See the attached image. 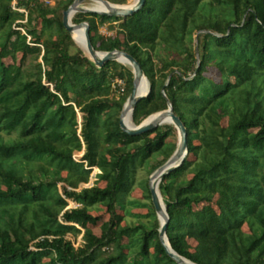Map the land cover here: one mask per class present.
Here are the masks:
<instances>
[{"label":"trees","instance_id":"obj_1","mask_svg":"<svg viewBox=\"0 0 264 264\" xmlns=\"http://www.w3.org/2000/svg\"><path fill=\"white\" fill-rule=\"evenodd\" d=\"M76 1L0 0V264H177L149 185L148 223L124 227L119 213L137 202L139 170L162 157L153 175L174 155L176 130H122L133 72L98 68L77 46L63 25ZM73 23L90 25L96 51L141 64L151 92L135 125L169 100L188 130V159L160 185L173 249L195 264H264V0H146L126 19L77 14ZM107 25L116 35L101 34ZM100 205L110 219L97 236L89 226L100 224L91 213ZM68 236L82 237L78 247Z\"/></svg>","mask_w":264,"mask_h":264},{"label":"water","instance_id":"obj_2","mask_svg":"<svg viewBox=\"0 0 264 264\" xmlns=\"http://www.w3.org/2000/svg\"><path fill=\"white\" fill-rule=\"evenodd\" d=\"M88 3H92V6H87ZM97 3L103 4L106 11H97L93 8ZM146 0H137L133 7H126L122 5H115L106 0H78L76 1L68 11L64 13L63 25L66 31L74 39V32L76 30L85 31V41H86V56L92 60L98 68H104V66L111 62H116L122 64L120 59H125L128 63V67L132 69L134 75L133 92L127 101L124 110L121 115V127L122 130L132 136H142L149 132L155 131L160 127L166 126L167 121L171 122L179 135V143L176 152L169 159V161L159 168L151 177L149 182V188L152 196V203L156 211V215L160 224V240L165 248L167 254L177 263V264H195L190 260L180 256L172 247L170 240L167 236L168 226L170 223V217L168 214V208L164 202L162 194L160 192V185L164 178L171 173L175 172L177 169L181 168L186 162L189 156V143H188V130L182 120L175 114L174 107L168 100L169 107L166 111L157 113L149 117L140 126H137L133 122V114L137 105L147 99L151 92V85L141 64L130 54L123 51H114L110 53L98 52L94 48L91 36H90V25L88 23H82L75 25L73 19L77 14H98L102 16H108L112 18H129L134 16L136 13L140 12L145 6ZM76 43V41H75ZM77 44V43H76ZM78 45V44H77ZM197 60L200 66V56L199 49L197 47ZM172 76L170 77V79ZM143 81H147L149 84V91L144 92L142 89ZM128 112H131L132 126H128L125 123V118ZM80 123L82 122L79 116ZM90 184L87 188L91 187ZM70 210V209H67Z\"/></svg>","mask_w":264,"mask_h":264},{"label":"rangeland","instance_id":"obj_3","mask_svg":"<svg viewBox=\"0 0 264 264\" xmlns=\"http://www.w3.org/2000/svg\"><path fill=\"white\" fill-rule=\"evenodd\" d=\"M137 0H127L126 4L122 5V6H132L136 3ZM15 1L13 2V6L15 5ZM54 3H56V1L54 0ZM87 6H92V3H88ZM109 26H105L103 28H101V34L106 36V37H111L116 35L117 32V25L114 26L113 29L108 28ZM77 43V42H76ZM78 44V43H77ZM81 50L83 49V47L78 44L77 45ZM83 51V50H82ZM21 56L18 57V62L21 61ZM8 64H13V60L12 59H8L6 61ZM124 67H126L127 69L132 70L130 67L120 64ZM122 71L125 72L124 69H122ZM208 76L213 78L216 81H219V77H218V73L216 71H210L208 73ZM226 123V122H224ZM166 126H171V125H166ZM173 127V126H172ZM175 129V128H174ZM176 130V129H175ZM5 140H7L9 137L7 136H3ZM16 137L15 135L13 136V138ZM170 143H179V135L178 132L176 130V132L173 134L172 138L169 141ZM84 152L75 153V158L77 161L81 160V158L83 157ZM162 157L158 158V156H154V158L151 160V162H149L148 164L145 165L144 168L140 169L137 175V182L136 185L134 186L132 192L129 194V200L130 201H137L135 204H126V210L124 211H119V213L121 215L124 216V221L122 222V226H139L140 224H146L148 223L151 219L149 217H147L150 213V200L147 199L148 197V182H150V179L152 177L151 174V170H152V164L157 163V161H162ZM97 174V170L93 171L92 177H94ZM94 180H91L90 184H93ZM89 185H82V188L88 187ZM98 186L100 187H105V184L102 182L98 183ZM64 188H67V185L65 183H62L60 185V192L61 194L64 193ZM128 200V201H129ZM69 203V207L68 209L72 210L75 209L77 207V204L74 203L73 201H68ZM143 204H145L146 206H144ZM135 205V206H134ZM92 215H94L95 217L100 219V224L98 226H89L90 229L94 232V234H96L97 236L101 235L99 226L104 223V222H108L110 219V216L107 212V207L105 205H100L97 209H93L91 211ZM246 231L247 228L245 229ZM81 236L78 238L72 237V236H68V240L74 244L75 247H78V245L81 243ZM192 248H194V243L192 242ZM48 260H46L47 262Z\"/></svg>","mask_w":264,"mask_h":264},{"label":"bare ground","instance_id":"obj_4","mask_svg":"<svg viewBox=\"0 0 264 264\" xmlns=\"http://www.w3.org/2000/svg\"><path fill=\"white\" fill-rule=\"evenodd\" d=\"M134 5L126 6V7H133ZM93 8L97 11H106V8L101 3H97L96 5L93 6ZM73 36H74L75 41L83 47V50L86 51V53L88 55V52L86 50L85 31L84 30H76L74 32ZM120 61L123 65L128 66V63L125 59H120ZM142 89L144 92L149 91V84L147 81H143ZM125 123L128 126H132L133 122H132V118H131V112H128V114L126 115ZM165 123H166V125H171V122H169V121H167Z\"/></svg>","mask_w":264,"mask_h":264},{"label":"built area","instance_id":"obj_5","mask_svg":"<svg viewBox=\"0 0 264 264\" xmlns=\"http://www.w3.org/2000/svg\"><path fill=\"white\" fill-rule=\"evenodd\" d=\"M44 2H46V4L48 5H51L53 6L55 3H54V0H43ZM56 1V0H55ZM16 4V3H15ZM14 9H15V5H14ZM24 32V31H23ZM118 86V90L120 91L119 93L123 94L124 92V87H125V84L123 81L121 80H116L115 81V86Z\"/></svg>","mask_w":264,"mask_h":264}]
</instances>
